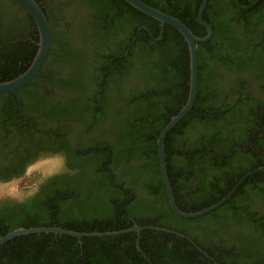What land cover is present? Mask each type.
I'll return each instance as SVG.
<instances>
[{"label": "trees", "instance_id": "1", "mask_svg": "<svg viewBox=\"0 0 264 264\" xmlns=\"http://www.w3.org/2000/svg\"><path fill=\"white\" fill-rule=\"evenodd\" d=\"M34 1L39 4V0ZM44 1L45 7L39 6L50 30L46 59L28 84L15 94L0 92V96H17L22 102L28 89L43 87L42 94L33 92V102L21 103L20 109H39L43 102L44 115L52 122H61L58 127L37 123L33 126L47 135L57 131L63 134L58 148L49 150L63 151V172L47 176L36 190L20 200L0 198V236L15 228L37 226L79 232L116 231L134 224L143 228L138 234L128 231L84 236L80 242L67 234L16 235L0 244V264H214L195 243L179 235L187 234L179 228L193 230L202 219L223 218L231 201L199 217L177 216L168 206L156 154L157 134L186 100L188 55L183 37L172 26H160L124 0ZM141 1L176 17L194 35L205 34L195 19L201 0ZM251 1L238 0L240 4ZM210 2L206 1L202 19L212 33L207 41L196 43L193 103L163 139L165 171L173 201L184 212L215 202L232 184L217 189L211 176L204 183L211 187L210 191L192 196L189 204L182 201L178 194L179 173L169 163L176 153L183 162L186 160L176 139L184 142L185 130L198 125L204 130V134H198L200 144L217 147L219 131L213 129V124L220 120L234 122L238 117L233 118V114L245 105L241 99L226 103L224 94L216 91L215 63H224L221 52L233 46L228 40V27L221 26V12L206 16ZM255 5L258 4L247 11L233 3L230 7L237 15L247 17ZM37 41L34 22L19 0H0V81L23 72L36 51ZM248 65L243 64L242 68ZM225 66L229 70L239 67L233 62ZM134 75L138 76L135 81ZM125 78L131 82L127 90L121 86ZM111 97L121 99L120 103ZM102 121L107 124V133L94 135ZM257 126L264 129V123ZM236 134L232 131L225 143L233 144ZM251 169L247 167L244 172ZM10 170L7 174L0 172V181L18 177L23 171L12 167ZM232 197L236 202L235 193ZM148 225L169 231L144 227ZM261 247L264 245L258 250ZM223 253L228 260L212 254L216 264H264V254L252 257L237 255L238 251L234 256L224 250ZM240 255L242 263L234 261Z\"/></svg>", "mask_w": 264, "mask_h": 264}, {"label": "flooded vegetation", "instance_id": "2", "mask_svg": "<svg viewBox=\"0 0 264 264\" xmlns=\"http://www.w3.org/2000/svg\"><path fill=\"white\" fill-rule=\"evenodd\" d=\"M236 1L238 2V0ZM258 1L254 3L258 4L255 5L256 9L251 10L247 17L239 16L231 9V3L235 5L233 0H211L210 7L205 12L208 18L216 15L217 11L221 12L219 15L221 26L228 27L230 32L228 40L233 46V49L228 48L221 52L224 63L220 61L215 63L218 71L216 91L224 94L226 103L234 104L240 102L241 99L244 102L241 104L245 105L238 113L233 114V118L238 117L234 122L225 123L226 120H220L213 124V129L219 131L217 147L200 144L198 134H204V130L198 125L185 130L184 142L176 139V146L180 144L183 148L186 160L183 162L180 154L176 153L170 158L169 163L171 169L175 173H179L181 179L178 180L180 199L188 204L192 196H197L201 191H210L211 187L204 183L211 176L214 177L213 185L220 189L229 184L233 186L241 176L251 170H264V129L260 130L258 126L256 127V125L264 123V0ZM39 5L44 8L45 1L39 0ZM236 7L246 11L250 8ZM159 37L160 35L156 37V40ZM231 62L237 63L239 67L232 70L227 69L225 65ZM246 63H249L248 67L242 68V65ZM137 79L138 76L134 75L133 81ZM130 84L131 82L125 78L121 86L123 90H127ZM28 90L27 96L23 97L22 102L17 96L13 98L8 95L0 96V172L7 174L8 171L11 172V167L12 169L22 168L23 171L19 175L22 176L27 169L43 164L41 163L43 160L52 161L56 170L40 175L30 187L29 191L33 192L37 189V184L47 176L63 172V151L60 150L56 153L49 151L58 148L61 141L59 137L63 134L57 131L47 135L44 131L37 129L38 127L33 126L34 123H37L39 126L47 124V126L58 127L61 126V122H52L48 115H44L43 102L39 109L30 107L26 112L22 111L21 103H32L33 92L41 93L44 89L37 85ZM123 90L122 93H124ZM51 93L53 92L51 91ZM111 99L116 104L121 101L118 98L111 97ZM216 100L220 99L216 98ZM122 112L125 113L126 110H122ZM105 126H107L106 122L102 121L93 134L107 133L108 128ZM194 130L197 132V136ZM232 131L237 132L234 143L226 144L225 142ZM73 159L78 161L77 158ZM247 167L252 169L244 172ZM233 181L235 182L233 183ZM3 182L7 181H0V183ZM28 193L22 197H26ZM233 193H235L236 202L232 200ZM233 193L228 199L229 201L227 200L231 201V205L229 204L225 210L223 218L202 219L197 224V228L194 227L193 230L185 226L179 228L187 232V234L179 235L185 236L186 238H183L195 243L194 246L214 264L217 262L213 255L228 260L227 257H224L223 250L232 256L237 251V255L244 253L247 256L248 254L252 255V257H260L264 254V247L258 250L259 246L264 245V172L258 171L246 177ZM4 197L8 196L0 192V198ZM21 198L13 199L20 200ZM232 214H236L235 218L232 217ZM135 246L138 248L136 241ZM242 257L243 255L235 256L233 259L242 263Z\"/></svg>", "mask_w": 264, "mask_h": 264}, {"label": "water", "instance_id": "3", "mask_svg": "<svg viewBox=\"0 0 264 264\" xmlns=\"http://www.w3.org/2000/svg\"><path fill=\"white\" fill-rule=\"evenodd\" d=\"M127 4H129L134 9L140 11L141 13L155 19L159 22L160 25L168 24L172 26L174 29H176L180 35L183 37L184 41L186 42L187 46V52H188V92L187 97L185 100V103L181 106V108L178 110L176 114L170 117L168 122L161 128L159 133L156 136V154L158 159V166L160 171V177L163 183L166 199L169 208L172 210L173 213H175L177 216L182 218H194L202 216L221 204H223L225 201H227L233 191L240 185V183L249 175L258 172L263 171L261 169H254L247 173H245L243 176H241L237 182L226 192L225 195H223L221 198L216 200L215 202L209 204L206 207H203L199 210L192 211V212H184L177 208L173 201V197L171 194L170 185L167 179L166 171H165V162H164V153H163V139L166 134V132L186 113L190 110L191 105L194 100L195 96V88H196V43L204 42L206 41L210 35H211V27L208 23H206L202 17L201 13L203 8L206 5L207 0H201V3L197 9L196 13V21L202 25L205 29V34L203 36H196L194 35L179 19L176 17H173L163 11H160L146 3H144L141 0H124ZM258 0H253L247 5H240L236 0H233L234 4L240 8H248L251 5H253ZM19 2L22 4L26 12L30 15L32 18L34 25L37 30L38 35V41L36 43V51L27 65V67L18 74L17 76L0 81V92L1 93H12L14 94L18 89L23 87L24 85L28 84L33 77L37 74L41 66L43 65L49 47H50V30L49 25L47 22V19L44 15V13L41 10V7L37 2L34 0H19ZM147 228H152L155 230H167L162 227H156V226H144ZM143 228L138 225H132L131 227L124 228L121 230L116 231H102V232H79L74 230H68L63 229L56 226H37V227H27V228H15L3 235L0 236V244L4 242L7 239L12 238L16 235L21 234H27V233H53V234H67L73 237H76L78 242H80L79 238L84 236H108V235H115L120 234L128 231H135L137 234L139 230ZM137 242V240H136Z\"/></svg>", "mask_w": 264, "mask_h": 264}, {"label": "rangeland", "instance_id": "4", "mask_svg": "<svg viewBox=\"0 0 264 264\" xmlns=\"http://www.w3.org/2000/svg\"><path fill=\"white\" fill-rule=\"evenodd\" d=\"M41 163L43 164H39L40 166L37 165L34 168L27 169L22 176H19L14 180L0 183V192L11 198H21L24 196L29 192L30 187L36 182V179L40 175L45 174L46 172H52L54 169L56 170L52 161L43 160Z\"/></svg>", "mask_w": 264, "mask_h": 264}]
</instances>
